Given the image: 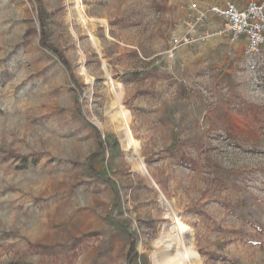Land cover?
Here are the masks:
<instances>
[{
  "label": "rangeland",
  "instance_id": "obj_1",
  "mask_svg": "<svg viewBox=\"0 0 264 264\" xmlns=\"http://www.w3.org/2000/svg\"><path fill=\"white\" fill-rule=\"evenodd\" d=\"M197 1L248 0H0V264H152L178 223L200 264H264V46L174 49L214 30Z\"/></svg>",
  "mask_w": 264,
  "mask_h": 264
},
{
  "label": "built area",
  "instance_id": "obj_2",
  "mask_svg": "<svg viewBox=\"0 0 264 264\" xmlns=\"http://www.w3.org/2000/svg\"><path fill=\"white\" fill-rule=\"evenodd\" d=\"M190 11L195 16L196 25L215 19L220 26L201 33L189 31L186 36L174 35V49L182 44L206 43L214 37H224L230 44L243 42L242 54L246 60L260 55L264 46V2L248 0L243 7L231 1L207 5L194 2Z\"/></svg>",
  "mask_w": 264,
  "mask_h": 264
},
{
  "label": "bare ground",
  "instance_id": "obj_3",
  "mask_svg": "<svg viewBox=\"0 0 264 264\" xmlns=\"http://www.w3.org/2000/svg\"><path fill=\"white\" fill-rule=\"evenodd\" d=\"M79 6V0H76ZM74 16L82 25H86V19L82 15L80 8L74 9ZM112 90L115 95L114 101L111 103L109 110H117L112 117L118 122L116 126L119 130L121 142L126 150H132L130 160L134 162L142 171L136 154L139 153L138 143L131 137L128 122L125 119L124 112L120 105V91L117 84L111 83ZM111 117V116H110ZM169 208V207H168ZM169 211V210H168ZM172 232L164 238H159L156 243V251L151 256L152 264H200L197 253L192 248V239L189 237V229L181 223L172 228Z\"/></svg>",
  "mask_w": 264,
  "mask_h": 264
},
{
  "label": "crops",
  "instance_id": "obj_4",
  "mask_svg": "<svg viewBox=\"0 0 264 264\" xmlns=\"http://www.w3.org/2000/svg\"><path fill=\"white\" fill-rule=\"evenodd\" d=\"M196 3H198L199 5H207V2L206 1H197ZM245 4H239V7H243ZM210 23V26L212 29H217L219 27V21L217 20H212L209 22ZM243 44V42H242Z\"/></svg>",
  "mask_w": 264,
  "mask_h": 264
},
{
  "label": "trees",
  "instance_id": "obj_5",
  "mask_svg": "<svg viewBox=\"0 0 264 264\" xmlns=\"http://www.w3.org/2000/svg\"><path fill=\"white\" fill-rule=\"evenodd\" d=\"M51 51L54 53V55H56L58 57V59L60 60V62H62L68 68V66H67L66 62L63 60L62 56L60 54H58L54 49H51Z\"/></svg>",
  "mask_w": 264,
  "mask_h": 264
}]
</instances>
